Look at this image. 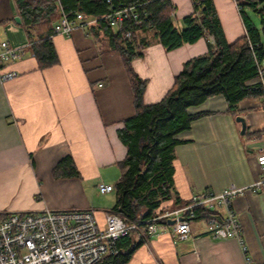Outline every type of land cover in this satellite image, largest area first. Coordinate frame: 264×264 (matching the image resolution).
I'll use <instances>...</instances> for the list:
<instances>
[{
    "label": "crops",
    "instance_id": "0c3cea01",
    "mask_svg": "<svg viewBox=\"0 0 264 264\" xmlns=\"http://www.w3.org/2000/svg\"><path fill=\"white\" fill-rule=\"evenodd\" d=\"M171 1L173 21L181 28L183 18L193 12V2ZM214 3L227 41L244 36L239 2ZM16 16V0H0V44L25 48L21 59L1 64L3 72L18 76L0 81V211L90 209L104 226L116 194H103L98 185L115 186L120 180L119 164L127 148L118 131L136 112L122 57L102 33L95 38L77 28L69 37L50 36L58 62L41 68ZM207 41L201 38L169 52L159 43L142 49L143 56L134 59L132 67L147 81L146 105L167 94L185 62L207 53ZM193 111L208 114L193 121L188 141L175 150L174 185L183 202L206 191L219 194L231 184L253 183L263 175L258 163L264 153L263 99H245L230 110L224 96H215ZM239 115L247 122L245 134L236 121ZM66 157L73 159L80 177L55 173ZM233 208L253 264H264V192L236 197ZM191 227L193 237L187 240L179 239L168 221L160 224L156 236L132 237L140 245L127 264H246L239 240L211 238L203 221H192Z\"/></svg>",
    "mask_w": 264,
    "mask_h": 264
},
{
    "label": "trees",
    "instance_id": "16d2710c",
    "mask_svg": "<svg viewBox=\"0 0 264 264\" xmlns=\"http://www.w3.org/2000/svg\"><path fill=\"white\" fill-rule=\"evenodd\" d=\"M237 1L246 34L229 43L214 0H192L193 12L183 18L181 28L173 21L175 5L171 0H16L32 53L41 68L58 62L50 36L62 13L69 19L77 13L97 19L87 32L95 38L102 33L110 48L121 55L136 112L118 131L127 155L119 164L122 173L114 186V211L128 221L143 223L188 204L175 189L173 161L176 147L188 141L185 136L193 121L208 114L193 109L215 96H224L230 110L242 100L264 98V85L257 82L259 67L264 66V0ZM124 7H135L140 24L128 20L116 30L103 17ZM250 12L259 16L260 24ZM127 31L132 32L131 37L126 36ZM201 38L208 40L207 53L185 62L167 94L159 102L146 105L147 81L132 67L133 60L143 56L142 49L159 43L169 52ZM55 173L80 177L71 157L64 158ZM170 201L171 205H165ZM213 215L217 214L197 208L194 216L187 218L202 221ZM132 237L137 236L132 233L119 240L118 253L105 256L98 264H127L140 245L133 243Z\"/></svg>",
    "mask_w": 264,
    "mask_h": 264
},
{
    "label": "built area",
    "instance_id": "2783aa9c",
    "mask_svg": "<svg viewBox=\"0 0 264 264\" xmlns=\"http://www.w3.org/2000/svg\"><path fill=\"white\" fill-rule=\"evenodd\" d=\"M103 18L116 30L122 29L128 20L140 24L135 7L114 10ZM96 21L83 13H77L73 19L62 13L54 25L53 34L69 37L75 29L87 30ZM131 35V31L126 32L127 37ZM24 54L25 48H14L8 42L0 44L2 83L15 79L18 73L3 72L1 64L19 60ZM257 82L264 85V66L259 67ZM258 163L263 175L253 183L244 186L231 184L219 194L206 191L194 195L190 203L166 210L143 223L128 221L119 211L107 212L104 226L99 224L95 212L90 209H45L41 212L13 213L0 211V264H98L105 256L118 253L117 243L122 238L134 233L137 238L147 240L156 236L160 224L168 220L174 221L172 228L179 239L187 240L193 237L191 220L187 217L192 218L197 208L218 215L202 220L206 225V234L213 239L239 240L246 264H253L242 240V226L234 211L233 201L238 196L264 192V153L258 155ZM98 190L106 194L113 192L115 187L100 183Z\"/></svg>",
    "mask_w": 264,
    "mask_h": 264
},
{
    "label": "water",
    "instance_id": "95a60500",
    "mask_svg": "<svg viewBox=\"0 0 264 264\" xmlns=\"http://www.w3.org/2000/svg\"><path fill=\"white\" fill-rule=\"evenodd\" d=\"M15 21L19 24L22 23V19L20 16H16L15 17ZM236 121L239 122L241 124V134H245L246 132V129H247V122H246V119L243 117V116H237L236 117ZM168 224L169 225H172L174 224V221L173 220H168Z\"/></svg>",
    "mask_w": 264,
    "mask_h": 264
},
{
    "label": "rangeland",
    "instance_id": "374dc122",
    "mask_svg": "<svg viewBox=\"0 0 264 264\" xmlns=\"http://www.w3.org/2000/svg\"><path fill=\"white\" fill-rule=\"evenodd\" d=\"M250 15H251V17L255 20V22H256L257 24H260V18H259L258 15L254 14V13H252V12H250Z\"/></svg>",
    "mask_w": 264,
    "mask_h": 264
}]
</instances>
